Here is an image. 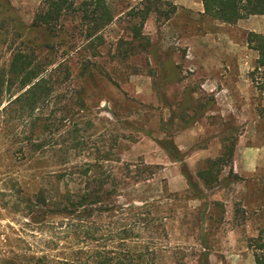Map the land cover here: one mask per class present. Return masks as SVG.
<instances>
[{"label": "rangeland", "instance_id": "1", "mask_svg": "<svg viewBox=\"0 0 264 264\" xmlns=\"http://www.w3.org/2000/svg\"><path fill=\"white\" fill-rule=\"evenodd\" d=\"M8 2L3 14L8 20L0 26V34H7L0 42V69L26 39L49 44L38 55L62 69L52 75L48 127L33 134L45 143L43 153L34 154L43 167L29 168L12 143L10 133L21 131V122L5 124L0 117V188L10 178L11 194L30 195L41 182L32 174L62 169L58 161L76 141L79 151L68 152L76 162L113 147L109 157L119 162H110L112 171L121 176L126 164L130 175L146 178L129 180L119 203L169 198L173 211L163 243L171 251L159 264H196L202 236L210 264H254L247 242L264 230V84L254 69L257 54L246 45L252 31L244 23L259 28L253 19L261 18L229 25L204 16L200 0H110L112 22L87 37L86 20L78 15L68 14L62 28L48 33L30 27L41 0ZM69 106L76 130L68 133L69 114H61ZM167 136L195 181L207 160L234 143L231 165L222 167L220 182L205 191L203 214L204 202L192 198L181 164L159 145ZM2 203L0 196V233L14 231L34 245L26 219L3 210Z\"/></svg>", "mask_w": 264, "mask_h": 264}, {"label": "trees", "instance_id": "2", "mask_svg": "<svg viewBox=\"0 0 264 264\" xmlns=\"http://www.w3.org/2000/svg\"><path fill=\"white\" fill-rule=\"evenodd\" d=\"M200 1L204 16L224 24L233 25L250 16H264V0ZM9 6L8 0H0V8L3 9L0 26L8 20L3 14ZM68 14L86 20L87 37L99 33L114 18L110 0H41L30 27L53 33L58 26L62 28L60 21ZM147 16V11L141 14L140 24ZM6 39L7 34L4 37L0 34V42ZM19 45L11 50L7 66L0 69V107L6 98L0 117L2 123L6 124L10 119L24 126L21 131L12 130L10 136L12 143L18 144L19 152L26 155L29 168L36 170L43 167V161L42 157L34 154L43 153L45 143L35 141L33 134L38 132V136L42 135L48 127L45 117L49 114L45 110L55 88L52 75L60 71L62 65L52 68L38 55V52L50 48L49 44L38 45L32 39H26L21 40ZM246 45L257 54L254 69L260 72L264 84V34L248 32ZM173 74L171 72L170 76ZM78 104L79 108L83 107L82 102ZM73 112L69 106L61 114H69V118L66 117V121L70 122L68 133L76 130ZM194 121L191 120V123ZM79 144L76 141L69 146L65 157L59 159L62 169L37 176L32 174L33 179L38 178L41 182L30 195L20 191L11 194L14 185L8 184L12 180L4 179L0 188L1 208L25 218L24 225L31 227L35 241L32 245L22 235L2 230L0 264H159L163 253L171 251L163 243L166 223L173 211L168 208L169 198L119 203L118 197L129 180L139 182L146 178L141 179L137 173L130 175L126 164L121 176L112 171L110 162H119L109 157L113 147L96 151L87 161H72L68 152L79 151ZM159 145L173 162L181 164V173L194 193L192 198L204 202L203 214L207 198L205 191L220 182L221 168L231 165L234 143L224 147L215 159L205 162V167L195 175L197 181L187 171L182 154L170 136L160 141ZM198 246L200 251L196 264H210L203 236ZM247 247L252 252L253 263L264 264V230L249 238ZM171 257L175 258V253Z\"/></svg>", "mask_w": 264, "mask_h": 264}, {"label": "crops", "instance_id": "3", "mask_svg": "<svg viewBox=\"0 0 264 264\" xmlns=\"http://www.w3.org/2000/svg\"><path fill=\"white\" fill-rule=\"evenodd\" d=\"M261 18V19H253V21L256 23V22H259L261 24V26L258 28V26L256 24H247V23H244L245 25V28L246 30L248 31H252V32H259V34H264V16H250L249 19L247 20H251L252 18ZM241 22V20H239ZM243 22V20H242Z\"/></svg>", "mask_w": 264, "mask_h": 264}]
</instances>
